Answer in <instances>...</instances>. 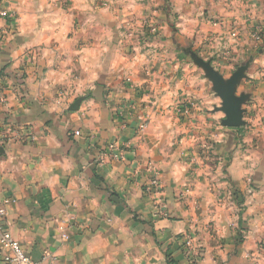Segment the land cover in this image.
I'll use <instances>...</instances> for the list:
<instances>
[{"label":"crops","instance_id":"obj_1","mask_svg":"<svg viewBox=\"0 0 264 264\" xmlns=\"http://www.w3.org/2000/svg\"><path fill=\"white\" fill-rule=\"evenodd\" d=\"M91 1H0L7 230L35 264H264V44L256 58L249 45L264 0H198L221 24L187 29L224 80L250 64L233 85L242 128L222 125L202 72L187 76L191 0H170L169 16L149 7L145 33L106 23L110 6ZM115 142L124 162L98 165Z\"/></svg>","mask_w":264,"mask_h":264},{"label":"rangeland","instance_id":"obj_2","mask_svg":"<svg viewBox=\"0 0 264 264\" xmlns=\"http://www.w3.org/2000/svg\"><path fill=\"white\" fill-rule=\"evenodd\" d=\"M92 5H94L95 7H100V8H106L107 6H110V11H109V16H103L101 18H104V21L106 23H112L113 20H115L116 22H118V24H121L123 26H125V28H132L131 30L127 29L129 32L132 31L133 29H135V27L138 26L137 31L138 33H145L144 31H146V28L148 26V30H151V23L149 24L150 20V14H149V7H154L159 9L160 11H162V15H170L171 14V9H172V2L170 0H92L91 1ZM177 4L182 5L181 2L176 3L174 2V6L173 8H176ZM191 4V9L188 11V15L187 18H185L184 20L186 21V27H184L182 29L183 33H180L183 36H186L185 39L188 40V42L186 43L187 45H185L182 50V58L185 60L186 63L190 64L191 66L190 68V72H187V76L190 74L196 75L199 74L198 72H202L201 74H199V78L205 80L207 83L210 84L211 88L213 89V83L211 81V79L208 77L207 72L204 70V68H202L200 66V63H207L210 65V67L212 68V70H214V67L212 65V57H206L204 56V54H202V49L199 48L198 45L195 46V39H197L196 37H191L192 34L191 32L194 30L199 29V27L201 26L202 23L206 22L207 24L213 26V27H218L221 22L219 21V18L216 17V15H211L210 14V10H208V8L202 4H200V2H198V0H191L190 1ZM129 10V13H132L133 11L137 10L138 12H141V17L138 18L140 22H136L135 18L129 17V15L124 16L123 21L121 18V15H119L120 12H123L124 10ZM175 11V10H174ZM134 15V14H133ZM214 16V17H213ZM5 19V18H4ZM168 19L170 20L169 23V27L171 28V32H178L177 30H180L179 23L183 22V20L179 17V18H174L173 20L168 17ZM259 27L263 30L262 33V41L260 43H256L253 40V34L255 29ZM187 29H189V31H191L190 33L187 32ZM187 32V33H186ZM152 34L148 31V35L147 37H150ZM144 37V36H143ZM142 37V39H143ZM146 38V37H144ZM252 41L254 42H249V45H251V48L254 49L253 53L255 58L259 55L262 54V47H258L259 45L264 44V25L262 23L256 24L253 27V32L251 35ZM204 40H208V39H204ZM204 40L202 41V44H204ZM199 41V39H198ZM208 42V41H207ZM184 43V42H182ZM180 43V44H182ZM178 45H180L179 43H177ZM250 67V64L248 65L246 63V60H242L234 69V71L231 74H238L239 76H243L246 77L247 72H248V68ZM215 71V70H214ZM229 79V78H228ZM225 81H227V78L225 79ZM249 100V99H248ZM187 114H185L186 116ZM218 116V115H216ZM251 124V122L249 123ZM248 124V125H249ZM239 128H242L241 126ZM243 130V129H241ZM247 131V130H245ZM241 132V131H240ZM243 133H238L237 135L239 136V138L242 139L243 136H241ZM157 178V177H156ZM150 179V177L148 178V180ZM158 180V179H157ZM240 195V196H239ZM231 198L234 200H236V204L239 207V210L242 209V204H243V196L237 192H232L231 191Z\"/></svg>","mask_w":264,"mask_h":264},{"label":"built area","instance_id":"obj_3","mask_svg":"<svg viewBox=\"0 0 264 264\" xmlns=\"http://www.w3.org/2000/svg\"><path fill=\"white\" fill-rule=\"evenodd\" d=\"M1 1V0H0ZM9 14L5 10L0 9V18H8ZM263 30L257 27L253 34V40L256 43L262 41ZM5 102V97L0 94V106ZM145 124H140L137 128L138 132L142 131ZM78 136L79 132H75ZM127 147L123 144L112 143L108 148L102 152L98 159V165H106L110 162H124L125 153ZM149 191H156L159 188V183L155 175H151L147 182ZM12 202L10 198L0 199V254H1V264H35L30 257L24 252L20 244L11 236L10 232L7 230V207ZM184 245L188 252L192 251L191 239L187 238L184 241Z\"/></svg>","mask_w":264,"mask_h":264},{"label":"water","instance_id":"obj_4","mask_svg":"<svg viewBox=\"0 0 264 264\" xmlns=\"http://www.w3.org/2000/svg\"><path fill=\"white\" fill-rule=\"evenodd\" d=\"M200 66L207 72L208 77L213 83V91L221 100L220 110L224 113L225 118L222 120V125L227 128H239L244 124L242 119V110L240 105L242 98H237L233 94V85L241 78L238 74H233L227 81H225L218 72L212 70L209 64L200 63ZM72 106L70 110H74Z\"/></svg>","mask_w":264,"mask_h":264}]
</instances>
